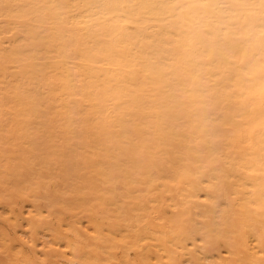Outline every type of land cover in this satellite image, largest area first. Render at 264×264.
Segmentation results:
<instances>
[{"label":"bare ground","instance_id":"6f19581e","mask_svg":"<svg viewBox=\"0 0 264 264\" xmlns=\"http://www.w3.org/2000/svg\"><path fill=\"white\" fill-rule=\"evenodd\" d=\"M0 203V264H264V0H0Z\"/></svg>","mask_w":264,"mask_h":264},{"label":"rangeland","instance_id":"374dc122","mask_svg":"<svg viewBox=\"0 0 264 264\" xmlns=\"http://www.w3.org/2000/svg\"><path fill=\"white\" fill-rule=\"evenodd\" d=\"M169 149H172V147H169ZM183 193H189L188 190H184ZM203 193H201V195L203 196ZM201 199H204V198H201ZM20 202H16V203H10L9 202V205L13 208H15L16 210L18 209L19 206L21 205H25V206H29L31 202H35L34 200H31L30 198H25L24 200H21L19 199ZM46 199H40L39 202H36V203H39L40 205L43 206L44 208V204H46ZM6 205V206H5ZM2 204L0 203V209L4 207H8L7 204ZM111 210L106 214H98V217L100 218V220H102L104 223H107L109 222V220H113L115 219L116 217V206L115 205H112L109 207ZM205 205H202L201 203L198 204L196 206V211H205ZM164 211L166 212V216L167 217H171L174 213H173V210L170 206H165L164 207ZM71 213H63V214H60L61 216H64L65 218V221L64 223L67 225V223H73V222H84V223H89V221L91 222L92 220V216H91V212H88V211H81V210H75V211H70ZM56 215V214H54ZM52 216L53 219H55L56 217L55 216ZM56 220V219H55ZM200 220V217L196 215V222ZM122 249V248H121ZM121 249H115V248H108L106 249L107 250V255L109 256V259L107 260V264H123V254H122V250ZM220 250L222 252H225L226 253V250H227V247L221 243V246H220ZM133 255L132 257H134V252L132 251ZM241 256H243L242 254H240ZM1 256V254H0ZM2 258H6V254H2L1 256ZM1 257H0V260H1ZM131 260H134V258H130ZM3 264V263H2Z\"/></svg>","mask_w":264,"mask_h":264}]
</instances>
